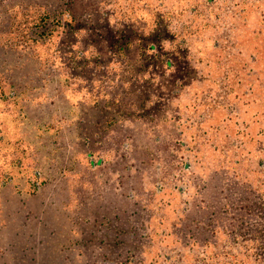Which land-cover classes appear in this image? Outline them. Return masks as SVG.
Listing matches in <instances>:
<instances>
[{
	"label": "rangeland",
	"instance_id": "rangeland-1",
	"mask_svg": "<svg viewBox=\"0 0 264 264\" xmlns=\"http://www.w3.org/2000/svg\"><path fill=\"white\" fill-rule=\"evenodd\" d=\"M0 264H264V0H0Z\"/></svg>",
	"mask_w": 264,
	"mask_h": 264
}]
</instances>
